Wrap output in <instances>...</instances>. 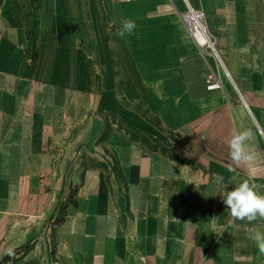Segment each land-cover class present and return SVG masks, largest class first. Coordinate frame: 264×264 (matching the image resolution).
<instances>
[{
    "label": "crops",
    "instance_id": "1",
    "mask_svg": "<svg viewBox=\"0 0 264 264\" xmlns=\"http://www.w3.org/2000/svg\"><path fill=\"white\" fill-rule=\"evenodd\" d=\"M31 1L0 0V264H264L214 179L264 184V0Z\"/></svg>",
    "mask_w": 264,
    "mask_h": 264
},
{
    "label": "clouds",
    "instance_id": "2",
    "mask_svg": "<svg viewBox=\"0 0 264 264\" xmlns=\"http://www.w3.org/2000/svg\"><path fill=\"white\" fill-rule=\"evenodd\" d=\"M137 28L134 20L128 18L121 19V27L117 35L121 38L126 35L130 36ZM253 138L251 129H244L233 132L228 141L229 155L236 166H245L252 169L257 158L256 151L249 149V142ZM230 172H234L233 167H229ZM214 179L217 183H222L225 188L228 184H234L235 188L231 191H226L223 198L228 212L233 220L246 221L249 224L257 220H264V184L252 182L250 179L237 181L235 176L228 179L227 184L225 179L219 173L215 174ZM191 183V182H190ZM248 238L252 240L259 250V254L264 256V231L255 227L249 229ZM9 254L11 250H9Z\"/></svg>",
    "mask_w": 264,
    "mask_h": 264
},
{
    "label": "built area",
    "instance_id": "3",
    "mask_svg": "<svg viewBox=\"0 0 264 264\" xmlns=\"http://www.w3.org/2000/svg\"><path fill=\"white\" fill-rule=\"evenodd\" d=\"M127 2H135L141 0H124ZM182 24L192 42L195 44L201 54L213 56L217 58L216 40L209 33L204 16L201 12L188 7L186 12L180 15ZM208 91H221L222 86L219 79L214 73L208 77Z\"/></svg>",
    "mask_w": 264,
    "mask_h": 264
},
{
    "label": "trees",
    "instance_id": "4",
    "mask_svg": "<svg viewBox=\"0 0 264 264\" xmlns=\"http://www.w3.org/2000/svg\"><path fill=\"white\" fill-rule=\"evenodd\" d=\"M34 3H37V0L31 1V3L29 4V5H30V7H33V6H34ZM34 9H36V10H37V7H36V8H34ZM36 61H37V56L34 58L33 64H35V63H36Z\"/></svg>",
    "mask_w": 264,
    "mask_h": 264
},
{
    "label": "rangeland",
    "instance_id": "5",
    "mask_svg": "<svg viewBox=\"0 0 264 264\" xmlns=\"http://www.w3.org/2000/svg\"><path fill=\"white\" fill-rule=\"evenodd\" d=\"M98 1V3H104L105 1L104 0H97ZM102 13V12H101ZM103 15V14H102ZM103 17L105 18V12H104V15H103Z\"/></svg>",
    "mask_w": 264,
    "mask_h": 264
}]
</instances>
